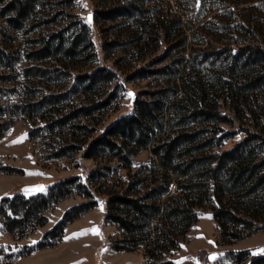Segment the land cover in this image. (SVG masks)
Masks as SVG:
<instances>
[{
    "label": "trees",
    "instance_id": "16d2710c",
    "mask_svg": "<svg viewBox=\"0 0 264 264\" xmlns=\"http://www.w3.org/2000/svg\"><path fill=\"white\" fill-rule=\"evenodd\" d=\"M36 1L11 0L1 15L10 27L23 29ZM199 2L197 16L198 0H176L175 15H171L169 9L173 6L167 0H111L110 7L97 12L101 21L131 20V27L139 33L135 43L143 42V49L158 48L162 39L167 44L161 56L136 72L139 78L153 79L155 89L149 92L150 100H136V114L120 118L85 152L91 158L111 151L131 170L122 147H151V166L136 170L128 185L110 197L107 216L123 233L115 241L114 249L143 250L144 264H173L167 257L178 249L205 211H212L223 236L233 239L242 238L240 232L253 229L258 216L264 214V33L246 20L217 28L226 31L228 38L212 39L216 28L207 22L197 33L193 29L200 20L193 19L214 10L216 2L226 8L247 3ZM163 3H169L170 8H160ZM147 4L151 6L146 7ZM233 32L242 34L241 40L233 42ZM48 48L46 44L31 55L42 59ZM20 61V53L0 48V68L11 70ZM24 72L43 76L46 69L32 66ZM99 75L93 73L89 77L95 82L102 77ZM8 77L11 74L3 78ZM102 78L104 84L111 81L110 74ZM2 89L0 95L4 93ZM42 104V100L32 102L23 98L0 104V139L23 116L37 114L48 122L45 128L50 130L59 123L65 126L72 122L73 128L82 127L75 122L91 115L81 107L54 121L55 110L42 111ZM222 125L235 130L222 129ZM240 131L247 134L242 142L230 150L218 149ZM219 132L222 134L217 137ZM8 170L7 166L0 169ZM76 181H61L46 195L27 198L17 194L4 198L0 205L3 229L25 237L38 225H44V212L71 196ZM173 186L176 192L172 191ZM234 203H240L241 208ZM95 205L96 202L89 201L66 212L38 247L58 242L65 228ZM256 230H264V225H258ZM252 252L253 249H245L228 255L235 256L238 264H264V255L252 256Z\"/></svg>",
    "mask_w": 264,
    "mask_h": 264
},
{
    "label": "rangeland",
    "instance_id": "374dc122",
    "mask_svg": "<svg viewBox=\"0 0 264 264\" xmlns=\"http://www.w3.org/2000/svg\"><path fill=\"white\" fill-rule=\"evenodd\" d=\"M9 1L0 0V48L20 53L21 61L11 70L0 68V77L11 74V77L0 79L4 92L0 95V104H12L20 98L32 102L42 100V111L55 110L57 113L54 121L81 107L91 115L75 122L82 127L73 128L72 122L65 126L59 123L50 130L45 128L48 122L37 114L23 116L0 139V169L9 168L0 171V205L4 198L17 194L27 198L46 195L57 183L77 179L73 194L47 209L44 212L46 223L38 225L27 236L6 232L0 222V264H144L143 250L114 249L115 241L121 239L123 233L107 216L110 197L128 185L136 170L151 166L154 157L151 147L126 144L122 147L131 170L111 151L91 158L86 157L85 152L92 141L104 135L120 118L136 114V100H150L149 92L155 89V83L152 78H139L136 72L161 56L167 44L162 39L158 48L143 49V42L135 43L139 33L131 27V20H99L97 12L110 7L111 0H38L34 2L31 18L24 21L23 29L19 30L10 27L6 17L1 15ZM167 1L171 2L172 9L169 3H163L160 8L169 9L171 15H175L178 11L176 0ZM245 1L247 3L228 8L216 2L214 10L206 11L200 19H193L200 20L193 30L198 33V28L207 22L216 28L212 39L218 40L228 37L226 31L217 28L246 20L264 33V0H240ZM199 5L198 0L196 16ZM149 6L151 4L146 5ZM88 14H92V22L88 21ZM242 36L233 32L232 41L237 42ZM46 44L49 48L44 58L31 55ZM237 46L235 43L234 48ZM32 66L46 69L45 75H27L24 69ZM160 66L163 64L148 69ZM93 73L102 77L110 74L111 81L104 84L99 77L94 82L89 77ZM221 128L235 130L226 125ZM246 137L247 134L240 131L218 149L230 150ZM38 183L44 184L46 189L22 191V187ZM172 191L176 192V186ZM89 201L96 205L70 223L58 242L38 247L66 212ZM234 204L241 208L240 203ZM256 224L253 229L240 232L242 238L233 239L223 236L214 213L205 211L166 260L173 264H238L229 252L253 249L252 256L264 255V230H256L258 225H264V214L258 216ZM92 229H98L99 234H93Z\"/></svg>",
    "mask_w": 264,
    "mask_h": 264
},
{
    "label": "water",
    "instance_id": "95a60500",
    "mask_svg": "<svg viewBox=\"0 0 264 264\" xmlns=\"http://www.w3.org/2000/svg\"><path fill=\"white\" fill-rule=\"evenodd\" d=\"M89 17L91 18V22H92V14H88V21H89ZM45 189H46L45 185L41 184V183L26 185V186L22 187L23 192H42Z\"/></svg>",
    "mask_w": 264,
    "mask_h": 264
},
{
    "label": "snow or ice",
    "instance_id": "6c2138e0",
    "mask_svg": "<svg viewBox=\"0 0 264 264\" xmlns=\"http://www.w3.org/2000/svg\"><path fill=\"white\" fill-rule=\"evenodd\" d=\"M84 6L86 7V5H84ZM89 22H91V18L90 17H89ZM91 231L93 232V234H97V235L99 234V230L98 229H92Z\"/></svg>",
    "mask_w": 264,
    "mask_h": 264
},
{
    "label": "crops",
    "instance_id": "0c3cea01",
    "mask_svg": "<svg viewBox=\"0 0 264 264\" xmlns=\"http://www.w3.org/2000/svg\"><path fill=\"white\" fill-rule=\"evenodd\" d=\"M251 248H254V247H252V246H250ZM247 248H249V247H247ZM259 255H262V253L261 254H259Z\"/></svg>",
    "mask_w": 264,
    "mask_h": 264
}]
</instances>
